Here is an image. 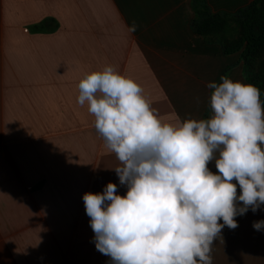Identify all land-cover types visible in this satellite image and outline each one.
I'll return each instance as SVG.
<instances>
[{
  "label": "crops",
  "instance_id": "obj_1",
  "mask_svg": "<svg viewBox=\"0 0 264 264\" xmlns=\"http://www.w3.org/2000/svg\"><path fill=\"white\" fill-rule=\"evenodd\" d=\"M192 2L0 0V264H110L95 248L82 195L102 192L108 182L124 195L117 174L56 184L35 172L34 159L22 157L34 148L20 135L37 133L42 121L50 129L51 70L63 72L56 85L70 87L112 65L173 124L211 117L209 82L227 75L250 84L239 52L224 54L220 43H207L192 29ZM205 3L212 12L235 13L250 0ZM208 167L216 172L214 161ZM235 219L238 227L225 226L223 239L213 242V264H264V231L252 227L264 219V206Z\"/></svg>",
  "mask_w": 264,
  "mask_h": 264
},
{
  "label": "clouds",
  "instance_id": "obj_2",
  "mask_svg": "<svg viewBox=\"0 0 264 264\" xmlns=\"http://www.w3.org/2000/svg\"><path fill=\"white\" fill-rule=\"evenodd\" d=\"M135 30L133 23L129 31ZM207 87L211 117L173 124L112 65L79 81L77 103L94 116L126 187L120 195L108 182L102 192L82 195L95 248L110 264H213L222 229L237 228L235 217L264 206L260 89L227 75ZM252 227L264 231V219Z\"/></svg>",
  "mask_w": 264,
  "mask_h": 264
},
{
  "label": "rangeland",
  "instance_id": "obj_3",
  "mask_svg": "<svg viewBox=\"0 0 264 264\" xmlns=\"http://www.w3.org/2000/svg\"><path fill=\"white\" fill-rule=\"evenodd\" d=\"M195 9L201 13V17H209L215 13L202 0H197ZM226 20L225 30L214 37L219 40L224 36L227 38L228 47L238 43L243 50L245 42L241 19L229 15ZM263 31L264 22H260L255 33L260 34ZM241 63L243 65V61ZM252 71L262 79L264 92V45L254 55ZM62 75L60 70L50 71V82L53 83L50 84V129L48 126L45 128L42 121V125L36 128L37 133L21 134L22 143L34 148L22 150V157L29 156L34 159L35 172L50 174V180L60 181L56 184L79 185L80 176L115 173L113 168L119 166L120 162L107 149L102 136L96 131L94 116L87 111V105L81 106L77 103L78 86L55 84L62 81ZM71 76L77 77L76 72L72 71ZM152 104L155 103L150 102L151 107Z\"/></svg>",
  "mask_w": 264,
  "mask_h": 264
},
{
  "label": "trees",
  "instance_id": "obj_4",
  "mask_svg": "<svg viewBox=\"0 0 264 264\" xmlns=\"http://www.w3.org/2000/svg\"><path fill=\"white\" fill-rule=\"evenodd\" d=\"M205 2V0H202ZM197 0H193L192 6L196 16L192 22V29L204 37L207 43H220L223 47L224 54L240 52L239 62L243 61V71L251 85L260 89V99L264 106L263 81L258 75H254L252 71V61L256 51L264 45V31L256 34L255 30L260 22H264V0H252L246 6L238 9L235 14L221 12L211 14L209 17H201L195 8ZM210 10V8L208 7ZM235 15L242 21L243 41L245 48L242 50V45L235 44L228 47L227 38L223 36L219 40L214 36L220 35L225 30L226 16Z\"/></svg>",
  "mask_w": 264,
  "mask_h": 264
}]
</instances>
